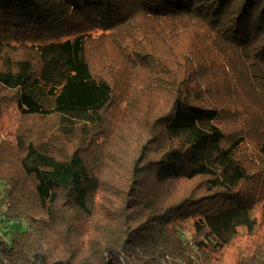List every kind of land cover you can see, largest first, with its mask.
<instances>
[{"label":"trees","instance_id":"16d2710c","mask_svg":"<svg viewBox=\"0 0 264 264\" xmlns=\"http://www.w3.org/2000/svg\"><path fill=\"white\" fill-rule=\"evenodd\" d=\"M12 105L0 264H209L257 226L264 0H0Z\"/></svg>","mask_w":264,"mask_h":264},{"label":"rangeland","instance_id":"374dc122","mask_svg":"<svg viewBox=\"0 0 264 264\" xmlns=\"http://www.w3.org/2000/svg\"><path fill=\"white\" fill-rule=\"evenodd\" d=\"M114 52L115 49L113 50L111 48L109 50H99L93 54V58L95 59L94 62L106 56H110L116 60L118 55ZM18 120L19 112L16 105H12L1 119L0 133L3 138L8 140L13 139L12 135L17 128ZM253 217L257 221V226L254 231L250 233L248 229L240 228L238 235L231 245L212 258L209 264H218V259L219 264H250L244 259H249L253 255L256 256L264 253V199L261 200L253 211ZM22 228H27L25 223H23ZM6 229L8 228L2 226L0 232L5 233ZM84 230L87 233L86 228H84ZM10 231L11 229L8 232Z\"/></svg>","mask_w":264,"mask_h":264}]
</instances>
